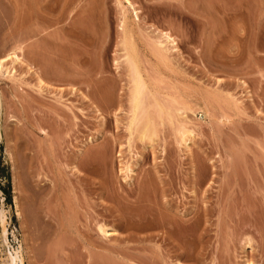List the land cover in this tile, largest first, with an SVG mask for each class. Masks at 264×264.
<instances>
[{
	"label": "rangeland",
	"instance_id": "rangeland-1",
	"mask_svg": "<svg viewBox=\"0 0 264 264\" xmlns=\"http://www.w3.org/2000/svg\"><path fill=\"white\" fill-rule=\"evenodd\" d=\"M17 249L264 264V0H0V264Z\"/></svg>",
	"mask_w": 264,
	"mask_h": 264
},
{
	"label": "bare ground",
	"instance_id": "bare-ground-1",
	"mask_svg": "<svg viewBox=\"0 0 264 264\" xmlns=\"http://www.w3.org/2000/svg\"><path fill=\"white\" fill-rule=\"evenodd\" d=\"M13 56V55H12ZM13 58H18L15 54L13 56ZM136 96L138 94V91L135 92ZM45 132V131H44ZM16 198V197H15ZM15 203H17L16 199H14ZM19 204V203H18ZM18 204L16 205L17 206V215L20 216V210H18ZM20 208V206H19ZM3 216V215H2ZM4 217V216H3ZM21 217V216H20ZM19 217V218H20ZM2 220V219H1ZM4 220V219H3ZM22 220V219H21ZM22 223V222H21ZM4 225V224H3ZM22 226V225H21ZM4 227V226H3ZM106 227V226H105ZM103 227L102 225H98V231H100V234L104 235V236H109L113 233V231L109 228H105ZM26 229V228H25ZM4 230V229H3ZM27 231V230H26ZM4 233V232H3ZM26 233V232H25ZM28 234V233H27ZM5 237V236H4ZM28 238V237H27ZM9 254V253H8ZM30 259V258H29ZM6 264H23V256L22 254L20 253V251L17 249V251L15 250V252L13 254H10L9 257H8V263Z\"/></svg>",
	"mask_w": 264,
	"mask_h": 264
}]
</instances>
